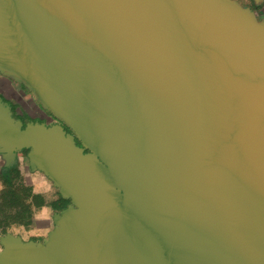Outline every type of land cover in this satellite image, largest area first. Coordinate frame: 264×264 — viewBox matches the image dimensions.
Instances as JSON below:
<instances>
[{
	"label": "water",
	"instance_id": "water-1",
	"mask_svg": "<svg viewBox=\"0 0 264 264\" xmlns=\"http://www.w3.org/2000/svg\"><path fill=\"white\" fill-rule=\"evenodd\" d=\"M263 0H254L259 4ZM5 167L28 148L71 204L0 264H264V19L237 0H0ZM79 141V143L77 142Z\"/></svg>",
	"mask_w": 264,
	"mask_h": 264
},
{
	"label": "crops",
	"instance_id": "crops-1",
	"mask_svg": "<svg viewBox=\"0 0 264 264\" xmlns=\"http://www.w3.org/2000/svg\"><path fill=\"white\" fill-rule=\"evenodd\" d=\"M237 1L239 2V0ZM239 3L241 4V2ZM255 16L257 17L256 14ZM257 19L259 18L257 17ZM27 95L29 96V98L28 97L25 98V96ZM0 99L6 105L9 106L11 111V117L14 120L20 122L21 128H24L29 123H44L45 125H51L56 122H59L58 120L56 122H53V120L51 119L49 120V118H45V116H43L42 109L43 110L46 109L42 108L40 102L35 98V95L23 82L17 81L12 77L2 74L1 72H0ZM23 99L28 100L27 108L30 107L31 105H34V109L29 108L26 111L17 110L16 106L19 105V103L21 104V106L26 105V101H24ZM42 118H44L45 120H41ZM20 153H21V157L19 156ZM27 153H28V148H22L16 150L14 164L5 167L6 159L4 157V154L0 152V171H5L9 167L17 166L20 171L21 182L30 186L33 194H40L44 197L45 204L41 206H35L33 204L31 205L30 213H31V221H32L31 223L33 225V228L31 227L32 225L28 229L25 228L23 224H21L20 226L18 225L17 226L18 230L21 229V231H23L24 234L22 232L16 234V236L21 237L25 241L27 240L41 241L40 239H38V237L35 238V236H38L40 234V232H35V230L36 229L41 230L42 226L46 225L43 224V222L46 219L48 220L49 217H47V214L50 215V217L52 216V221H53V216L56 213H59L61 210L65 209L68 205H70L71 199L69 197H63L60 194L59 187L54 185L53 180L43 170L38 168L32 169L30 167ZM55 190H57L56 195L54 194L56 192ZM60 197L65 200V205L62 208H55L54 205L56 202H58ZM10 233L12 234L13 232Z\"/></svg>",
	"mask_w": 264,
	"mask_h": 264
},
{
	"label": "trees",
	"instance_id": "trees-1",
	"mask_svg": "<svg viewBox=\"0 0 264 264\" xmlns=\"http://www.w3.org/2000/svg\"><path fill=\"white\" fill-rule=\"evenodd\" d=\"M79 143V141L77 140ZM0 180L3 184L2 193H6L8 201L7 209L2 211L0 226L5 231V226L12 223L28 225L31 221V205L41 206L45 204V199L40 194H33L31 187L21 182L20 171L17 166L0 171ZM65 200L61 197L55 203V208H62Z\"/></svg>",
	"mask_w": 264,
	"mask_h": 264
},
{
	"label": "rangeland",
	"instance_id": "rangeland-1",
	"mask_svg": "<svg viewBox=\"0 0 264 264\" xmlns=\"http://www.w3.org/2000/svg\"><path fill=\"white\" fill-rule=\"evenodd\" d=\"M239 1L243 3V2H245L247 0H239ZM262 7L263 8H261V14L263 13V15H264V6H262ZM256 13H257V11L255 12V14ZM27 97L29 98L28 95L25 96V98H27ZM23 100L26 101V105L25 106H21L20 103H19V105L14 104V105H17L16 106L17 107V110H19V111L25 110L26 111L29 108L30 109H34V105H31L30 107L27 108V106H28V104H27L28 100L27 99H23ZM19 156L21 157V153L19 154ZM2 191H3V184H2V181L0 180V217L2 215V211L5 210V209H7V204H8V201H6V199H5L7 197V195L5 196L6 193H2ZM55 191L56 192L54 194L56 195L57 190H55ZM47 217H49L48 220L46 219L43 222V224H46V225L42 226L41 230H39V229H36L35 230V232H40V234L38 236H35V238L38 237V239L43 240L44 238L47 237L48 232L53 228L52 216L50 217V215L47 214ZM31 222L32 221H30L29 224L25 226V228L28 229L32 225ZM18 225L20 226L21 224L12 223L10 226L7 225V226L4 227L5 228L4 229L5 231H3L2 226H0V250L3 248V245L1 243V238L3 236H5L7 233L13 232L12 234L13 235H16V234L22 232L24 234V232L21 231V229L18 230V227H17ZM13 227H15V228H13ZM31 227L33 228V225ZM32 231H33V229H32Z\"/></svg>",
	"mask_w": 264,
	"mask_h": 264
},
{
	"label": "flooded vegetation",
	"instance_id": "flooded-vegetation-1",
	"mask_svg": "<svg viewBox=\"0 0 264 264\" xmlns=\"http://www.w3.org/2000/svg\"><path fill=\"white\" fill-rule=\"evenodd\" d=\"M241 4H243L244 6L250 7L254 12L257 11L256 15H257V17L259 19L264 18L263 13L261 14V8H263L262 6H264V1L259 3V4H257V3L254 2V0H247V1L243 2V3L241 2ZM42 112H43V114H44L43 116H45V118H49V120L51 119V120H53V122L57 121V119L54 118L51 113H49V112H47L46 110H43V109H42ZM41 120H45V119L42 118Z\"/></svg>",
	"mask_w": 264,
	"mask_h": 264
}]
</instances>
